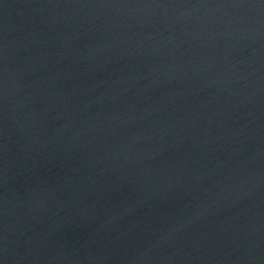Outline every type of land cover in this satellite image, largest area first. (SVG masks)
I'll return each instance as SVG.
<instances>
[{
  "label": "water",
  "instance_id": "obj_1",
  "mask_svg": "<svg viewBox=\"0 0 264 264\" xmlns=\"http://www.w3.org/2000/svg\"><path fill=\"white\" fill-rule=\"evenodd\" d=\"M0 264H264V0H16Z\"/></svg>",
  "mask_w": 264,
  "mask_h": 264
}]
</instances>
